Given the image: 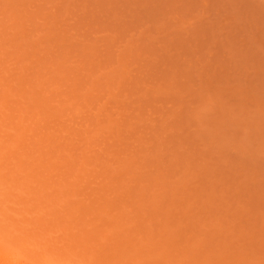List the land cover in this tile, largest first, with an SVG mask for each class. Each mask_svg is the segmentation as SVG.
<instances>
[{"label": "rangeland", "instance_id": "1", "mask_svg": "<svg viewBox=\"0 0 264 264\" xmlns=\"http://www.w3.org/2000/svg\"><path fill=\"white\" fill-rule=\"evenodd\" d=\"M26 84L56 102L85 147L101 130L94 151L110 165L91 173L88 198L72 193L31 210L50 236L110 247L164 231L201 264H264V0H0V180L13 212L29 199L18 178L31 175L27 142L39 135ZM193 84L221 101L198 134L176 118ZM157 157L169 178L191 162L199 179L143 206L121 199L127 158L151 179ZM114 179L119 187L106 191Z\"/></svg>", "mask_w": 264, "mask_h": 264}, {"label": "clouds", "instance_id": "2", "mask_svg": "<svg viewBox=\"0 0 264 264\" xmlns=\"http://www.w3.org/2000/svg\"><path fill=\"white\" fill-rule=\"evenodd\" d=\"M25 87L31 90L36 105L39 135L35 143L27 142L28 150L33 154L29 165L31 175L18 178L30 194L29 199L20 201L17 211L12 213L8 210L6 190L0 202V264H201L195 258H188L190 249L181 242V237H172L164 231L150 233L143 242L132 236H121L108 247L95 243L94 237L70 233L61 237L50 236L42 223L34 221L31 210L46 202L68 199L72 193H82L88 198L91 173L106 171V167L102 169L100 166L110 165L94 151V144L103 139L101 130L87 137L85 147L81 133L65 127L66 117L54 106L56 102L43 96L38 87L27 84ZM219 103L217 96L203 85H190L176 105V118L183 119L190 134H198L206 117ZM0 105L5 106L6 120V98L0 99ZM80 115L85 120L91 119L87 110H82ZM49 127L60 131L51 135L47 131ZM7 158L5 149L0 155V163H6ZM136 167V158H127L122 171L132 174L118 192L121 199L134 205L143 206L147 197L167 191L168 186L187 187L199 179V169L191 162H186L180 175L174 179L168 177V166L161 157L155 158L146 169L156 173L151 179L136 175ZM153 182L156 187L147 191ZM119 184L120 181L114 179L106 191L118 188Z\"/></svg>", "mask_w": 264, "mask_h": 264}, {"label": "bare ground", "instance_id": "3", "mask_svg": "<svg viewBox=\"0 0 264 264\" xmlns=\"http://www.w3.org/2000/svg\"><path fill=\"white\" fill-rule=\"evenodd\" d=\"M5 190L7 195V202L9 200L10 190L8 189V186L5 185V181L0 180V202H2L3 197L5 196ZM13 211L9 210V213H12Z\"/></svg>", "mask_w": 264, "mask_h": 264}]
</instances>
